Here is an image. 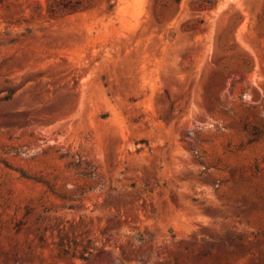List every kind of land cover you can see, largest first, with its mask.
<instances>
[{
	"label": "rangeland",
	"instance_id": "374dc122",
	"mask_svg": "<svg viewBox=\"0 0 264 264\" xmlns=\"http://www.w3.org/2000/svg\"><path fill=\"white\" fill-rule=\"evenodd\" d=\"M158 4L0 0V264H264V0Z\"/></svg>",
	"mask_w": 264,
	"mask_h": 264
},
{
	"label": "trees",
	"instance_id": "16d2710c",
	"mask_svg": "<svg viewBox=\"0 0 264 264\" xmlns=\"http://www.w3.org/2000/svg\"><path fill=\"white\" fill-rule=\"evenodd\" d=\"M164 0H157L158 5L160 8L162 7H174L176 9L179 8L180 4L184 0H166L165 3H162ZM188 1V6L192 14H200L202 12H209L211 10H214L220 0H187ZM167 2H169L167 4ZM188 24L191 23L192 25L190 27H187V30L184 31H194L197 29L198 24L202 23L201 20H189L187 22Z\"/></svg>",
	"mask_w": 264,
	"mask_h": 264
}]
</instances>
